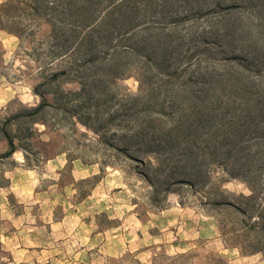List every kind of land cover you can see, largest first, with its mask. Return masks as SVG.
<instances>
[{
	"label": "rangeland",
	"instance_id": "rangeland-1",
	"mask_svg": "<svg viewBox=\"0 0 264 264\" xmlns=\"http://www.w3.org/2000/svg\"><path fill=\"white\" fill-rule=\"evenodd\" d=\"M10 1L19 12L2 8ZM84 1L101 15L121 0ZM147 18L160 24L154 39L174 31L185 37L179 56L134 49L147 33L137 32L70 59L54 45L51 12L37 18L27 0H0V264H264L242 247V215L210 205L221 194L249 195L230 178L226 161L206 167L195 188L155 186L144 179L154 155H136L129 143L138 126L150 137L190 125L198 63L215 75L242 65V79L264 83V58L243 57L248 49L264 54V0H179ZM222 21L245 39L217 42ZM56 30L60 43H71ZM110 60L117 69L106 66ZM40 96L49 106L29 117L25 111ZM232 115L223 120V135L232 133ZM4 130L22 148L7 158ZM240 142L234 152L258 147Z\"/></svg>",
	"mask_w": 264,
	"mask_h": 264
},
{
	"label": "trees",
	"instance_id": "trees-1",
	"mask_svg": "<svg viewBox=\"0 0 264 264\" xmlns=\"http://www.w3.org/2000/svg\"><path fill=\"white\" fill-rule=\"evenodd\" d=\"M12 1L17 2V0ZM27 1L31 15L39 18L43 12H51L56 17L57 21L50 24L53 42L54 45H60L61 53H66L70 59L78 54L83 59L82 49L85 47H89L92 52L100 44L110 46L116 37L126 36V40L129 41L137 32L140 34L147 32L141 40V46L140 44L135 46L134 49L137 50H141L142 46L143 48L149 46L154 54L159 53L162 57L168 58L174 53L179 56V51L185 46V37L174 35L175 31L168 33L170 37L167 36L163 40L154 39L150 33L157 30L156 26L160 24L149 22L147 18L148 15L156 14L157 11H164L168 6L173 7L179 0H121L111 3L110 8L101 15L95 13L96 10L92 9L90 1L88 4L84 0H51L45 3L41 0ZM182 1L187 3L189 0ZM19 5H13L10 1L2 8L19 12ZM41 10L44 11L41 12ZM175 22L174 26L163 25L162 30L169 28L167 26H177ZM220 27L217 26V34H215L217 42L231 46L235 41L245 39L237 32V29L233 31L234 27L229 26L225 21L221 22ZM56 29L69 34L71 43H68L66 39L60 43ZM221 31L223 35L220 36L218 34ZM260 41L264 42V35L260 36ZM130 48L133 47L130 46ZM130 48H124L122 51L128 52L132 50ZM114 53L117 55V52ZM243 57L250 63H254L263 59L264 54L248 49ZM114 58L111 57V59ZM114 61H107L106 66L109 69L111 67L117 69ZM76 62L79 63L75 59L74 67H77ZM200 66L201 64L198 63V71L195 73V84L199 88L193 92L194 101L190 104L191 113L188 117V120L191 119L190 125L184 129L177 128L165 134L159 133V136L150 137L147 136L148 134L145 135L146 132L141 126H138L129 143L134 145L136 155L137 153L154 155L156 166L151 172L144 173V179L148 184L155 186L169 188L178 185L195 188L203 184L206 167L214 165L217 161H226L230 168V178L240 179L248 189L249 195L229 197L221 194L220 198L212 201L210 205L221 213L232 211L241 214L242 223L239 224H242V247L247 250V253L261 254L264 257V181L261 180L264 175V83L257 84L242 79V65H238L240 70L229 69L222 75H215L210 71L209 74L204 73ZM260 73L257 70V74ZM115 75L119 73L116 72ZM153 76L154 74L151 73V77ZM79 84L82 89L85 88V84ZM40 100L38 106L26 110L25 114L32 117L49 106L44 97L40 96ZM172 100L175 103L176 100L173 97ZM235 109H241V111L236 113ZM220 112L222 114L218 116ZM232 112H234L232 133L223 135L222 123H226L223 120L227 118L229 120L227 115ZM34 121V119L31 120V122ZM216 122H219V128L212 131ZM1 138L8 147V151L1 155V158L11 157L18 149H22L21 140L9 130L2 131ZM244 138L253 140L258 145L254 152L240 151L239 148L234 152V147L239 145L241 140L243 143ZM145 139L149 143L143 144ZM199 142L202 143L199 144ZM133 160L138 161L137 156H133Z\"/></svg>",
	"mask_w": 264,
	"mask_h": 264
}]
</instances>
